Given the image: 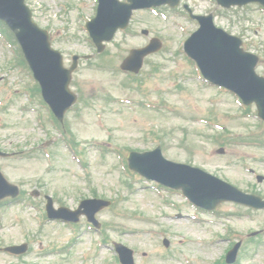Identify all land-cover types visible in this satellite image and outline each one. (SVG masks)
Masks as SVG:
<instances>
[{"label":"rangeland","instance_id":"1","mask_svg":"<svg viewBox=\"0 0 264 264\" xmlns=\"http://www.w3.org/2000/svg\"><path fill=\"white\" fill-rule=\"evenodd\" d=\"M61 1L28 0L41 25L53 27L55 46L64 52L66 58H71L73 53H94V47L84 37L85 33L81 29L84 21L79 15V11L89 16L95 13L93 0L83 8L78 0H65L74 4L66 9L60 6ZM199 3V11L216 8L209 0H201ZM227 11L219 13L217 23L233 33H245L248 45L253 46V52L259 51L262 54L258 72L264 74V15L257 4ZM136 12L131 20V31L123 35L118 33L107 45L115 57L122 58L130 48L144 45L153 35L163 37L171 46L151 56V60L159 66L155 78L149 82L152 88H149L146 95L138 89L122 86L128 79L127 74L111 73L105 64H100L99 56H93L92 65L82 60L80 70L74 75L72 88L79 97L82 90L85 100L78 102L79 107L76 109L74 106L66 117L77 140L81 142L79 148H85L84 159L92 170L89 176L65 148V142L50 122L47 110L46 113L40 111L42 122L45 123L42 126L36 119L37 114L28 107L31 104L37 106V101L30 103L26 97L13 94L19 89V78L30 82L34 79L31 74L28 75L29 71L18 72L15 56L11 55L8 47L1 45L0 40V95L7 91L5 97L8 96L4 99L6 110L0 106V148L4 151L17 148L25 155V158L13 161L0 158V167L7 172L11 182L23 187L27 201L8 208L3 220L4 227L0 229V242L28 244L27 253L20 258L0 255V264H117L114 241H122L136 248L138 264H189L178 253L181 249L189 252L185 257L193 258L190 264H198L201 262L200 253L209 251L206 256L218 257L226 247L245 237L247 232L264 230V211L254 213L252 219L227 216L221 223L231 222V239L215 244L213 248L208 247V244L201 247L195 245L190 238L183 246L180 244L183 242L181 236L185 237L186 234L193 238L205 237L207 243L216 231L225 233L226 230L217 222L215 225L193 223L196 220L191 221L189 215L196 210L192 206L186 204L178 211L160 199L152 188L144 187L142 182L149 184L147 180L133 182L132 188L123 185L121 169L113 150L119 146L128 151L148 150L159 144L160 139L164 141L163 150L167 158L191 162L245 190L251 189L255 181L248 171H244V163L264 174L263 148L224 146L225 152L221 153L220 146L213 140V135L224 128L229 130L228 135L231 136L258 131V119L253 114L243 115V110L232 95L201 80L183 55L177 52V44L182 40L178 21L185 22L188 31L195 30L198 25L185 21L177 12H169L168 18L147 11ZM143 28L149 29L151 34H143ZM59 29L62 31H57ZM151 68V65L145 67L147 71ZM150 99L156 102L165 100L176 106L178 113L142 106L143 101ZM22 103L25 108L20 110ZM201 116L214 118L218 122L217 127L197 122L196 119ZM47 142L54 144L52 147L56 157L54 164L49 167L42 155L34 157ZM103 144L109 148L106 151L108 159L101 157ZM120 154L124 157L127 155L126 151H120ZM246 156L248 160L245 161L243 157ZM123 169L129 173L126 166ZM257 185L254 188L258 190ZM92 188L98 196L112 199L115 206L97 215L103 224L110 222L116 225V228H107L109 240L104 246H96L101 234L98 230H90L87 224L76 235H72L61 223H48L43 230H39L33 219L34 211L28 207V203L44 205V197L42 193L41 197H33L31 193L34 189L41 192L46 190L68 203V206L76 207L80 191L92 194ZM170 196L180 206L185 203L177 194ZM221 209L225 212L241 210L231 203L223 205ZM178 212L184 216L176 218ZM141 214L153 218L142 219ZM151 230L155 233H150ZM164 236L174 242L171 250L163 245ZM69 241L73 243L70 252H54L55 248L59 251ZM190 241L192 245H188ZM245 241H249V238ZM257 246L255 242L246 251ZM86 252L90 257L84 260L81 257ZM241 260L242 264H264V245L259 246L250 257L242 254Z\"/></svg>","mask_w":264,"mask_h":264}]
</instances>
